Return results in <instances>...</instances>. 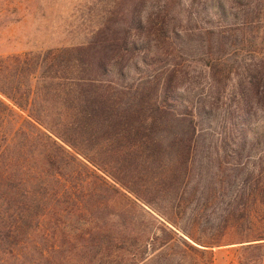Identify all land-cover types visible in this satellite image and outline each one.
Instances as JSON below:
<instances>
[{
  "label": "trees",
  "instance_id": "1",
  "mask_svg": "<svg viewBox=\"0 0 264 264\" xmlns=\"http://www.w3.org/2000/svg\"><path fill=\"white\" fill-rule=\"evenodd\" d=\"M189 189L264 264V0H113L79 44L0 55V264L150 261Z\"/></svg>",
  "mask_w": 264,
  "mask_h": 264
},
{
  "label": "rangeland",
  "instance_id": "2",
  "mask_svg": "<svg viewBox=\"0 0 264 264\" xmlns=\"http://www.w3.org/2000/svg\"><path fill=\"white\" fill-rule=\"evenodd\" d=\"M112 1L0 0V55L79 44L89 37L101 15L112 6ZM215 144L214 139L204 142L211 154ZM197 195L191 189L186 191V199L181 204L183 214L177 217L188 236L173 228L172 236L169 235L172 237L170 247L157 244L153 250L143 254V257L152 258L150 261L137 260L136 264H258L259 250H241L239 247L244 243H235L244 232L216 230L210 222L211 206H203L196 201ZM151 215L153 222L137 217L134 228L154 229L158 236L166 237L160 227L166 229L164 226L169 225L153 213ZM211 239L220 241L221 245L206 247L195 243L199 241L206 245Z\"/></svg>",
  "mask_w": 264,
  "mask_h": 264
}]
</instances>
